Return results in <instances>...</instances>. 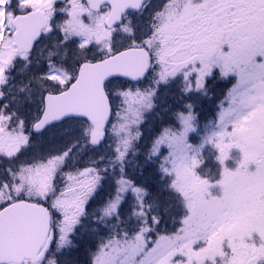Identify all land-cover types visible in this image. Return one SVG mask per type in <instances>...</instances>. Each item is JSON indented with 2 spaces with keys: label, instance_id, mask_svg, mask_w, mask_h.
I'll return each instance as SVG.
<instances>
[{
  "label": "snow or ice",
  "instance_id": "snow-or-ice-1",
  "mask_svg": "<svg viewBox=\"0 0 264 264\" xmlns=\"http://www.w3.org/2000/svg\"><path fill=\"white\" fill-rule=\"evenodd\" d=\"M148 2L48 0L46 7L36 9L26 6V0H0V15L4 16L0 21V163L9 162L0 168V214H5L0 216V235L6 241L12 226L22 228L40 217L45 222L33 248L17 249L11 259L0 257V264H49V257H55V264H74L69 251L57 255V249L71 243L102 176L93 167L62 172L71 149L43 159L28 157L32 133L50 126L74 133L80 138L76 143L82 140L81 146L91 151L111 148L113 135L125 134L114 148L121 168L108 177L111 199L101 216L107 227L89 234L93 241L99 238L90 264H207L206 259H197V250L203 247L200 240L189 245L183 235L190 214L188 202L195 206L205 229L213 233L226 228L238 209L264 212V48L232 59V53L225 57L219 50L211 55L203 47H181L183 41L178 37L165 44L160 29L167 14H178L203 0H167L143 29L132 16L142 15ZM225 3V15L231 17L225 26L238 30L240 22H233V13L243 15L249 5L243 0ZM257 7L264 10V0ZM22 18L23 25L13 23ZM81 26L93 32L98 29L99 34L80 31ZM34 60L38 67H30ZM17 69L30 72L28 83H16ZM217 72L222 77L238 74L243 89L223 111L220 130L207 141L214 154L206 159L201 149L192 147L196 117L190 110L178 112L179 128L165 130L143 165L126 172L123 165L132 141L140 136L139 131L132 136L129 129L141 123L156 94L130 82L147 80L153 73L158 83L181 77L182 91L195 95L216 86ZM33 92L39 97V112L30 119L32 105L28 102ZM233 109L246 110L243 120L240 115L229 119ZM117 117L119 122H114ZM165 147L167 154L162 151ZM231 149L243 153L235 179L248 189L235 203L230 184L223 188V201L214 198L221 173L233 176L227 172ZM213 166L219 168L215 179L201 174L204 167ZM176 201L183 203L186 215L174 233H163L161 226L166 225ZM108 217L114 221L104 219ZM221 251L224 255L217 264H231L229 254L239 264H264V225L245 227Z\"/></svg>",
  "mask_w": 264,
  "mask_h": 264
},
{
  "label": "rangeland",
  "instance_id": "rangeland-1",
  "mask_svg": "<svg viewBox=\"0 0 264 264\" xmlns=\"http://www.w3.org/2000/svg\"><path fill=\"white\" fill-rule=\"evenodd\" d=\"M7 0H4L6 3ZM246 5H249V12L244 13L243 15H239L233 13L236 16V20L239 21V29L230 31L226 26L225 22L227 19L231 17L226 16V3L225 0H203V2H198L196 4H190L189 6L185 7L183 11L178 14H173L169 12L167 16L164 18L162 22V26L160 29V35L163 36V42L167 44L169 41H172L174 37H178L183 43L180 45L181 47H188V48H205L206 51L214 55L217 50L224 53L225 57H228L229 53H232V59H237L241 54H245L250 50L262 47L264 48V25H261V15L264 13V10L259 9L257 5L261 2V0H243ZM167 3V0H152V3L146 8L144 17V22H141V28L147 29L148 23L151 20V17ZM48 4V0H26V6H31L36 9H42L46 7ZM221 5H224L222 7ZM247 16L248 18L245 19L244 17ZM4 19L3 15H0V21ZM157 19H160L159 17ZM80 31H88L93 35L99 34V30L97 29L95 32L91 29H85L81 26L79 29ZM227 49V51H225ZM200 57H195V59H199ZM38 65L34 64L30 67H36ZM28 72L20 71L17 69V73L14 76V80L18 85H21V79L23 75L27 74ZM157 73H153V77H150L148 82L142 86H136L141 91H152L157 90V86H166L165 83H158L154 77ZM234 76L233 74H229L225 78H229ZM234 86H228L229 88L223 92L222 97L217 98L216 93H212L210 91L201 92L198 94H185L183 92L184 97H189L191 95L197 96L199 98L207 97V103L214 102L211 112L209 113L210 119H208L203 124H198L195 122L196 126V133L195 138L192 139L190 137V143L194 149H201L206 155L205 158L207 159L208 156L214 154V150L211 147V144L207 141L217 133L220 128V117L225 109L231 107V102L233 99H238L240 95H242L243 85L240 84V78L238 74L234 76ZM174 83H178L179 86L182 87V78L177 77L175 80L170 81L171 86ZM177 87V84H175ZM224 87V85L217 86L216 89H219L218 92ZM115 103L117 105L120 104L119 97H115ZM39 101V97L33 92L32 99L29 100V104L32 105V110L30 112V119L35 117L32 115V112H36L38 110V105L36 103ZM168 105V104H167ZM188 107V105H185ZM245 109H240L237 111L233 109L234 115L230 117V120H236L237 116L240 115V119L243 120V113H245ZM214 113V115H213ZM160 112L156 113L154 117L150 119L151 123H156L159 119L163 120L161 116H159ZM213 115V116H212ZM197 120V119H196ZM119 122V118L117 117L116 121ZM171 125L176 128L177 125L175 122H171ZM139 126H132L129 131L132 136L136 135ZM30 130V128H29ZM125 134H121L120 137H116L113 135L112 138V147L111 148H103L102 150L99 149L92 154H88L86 157V166L79 165L78 168L85 167H93L100 170V174L102 176L100 184L103 182L108 185L106 180L103 179L105 175L104 172L105 168H98L97 166H102L107 161V152L110 149L111 153H115L114 148L117 146L116 142L123 138ZM32 137V136H31ZM80 138L77 137L74 133L70 131H64V128L57 129L54 131H50L39 135V137L35 138V141L32 140L31 147L28 149L26 155L28 157H36V158H46L49 155H54L56 152L60 153L66 149H72L71 155L75 151V148L78 146L76 143L77 140ZM137 140V139H135ZM67 147V148H66ZM64 148V149H62ZM62 149V150H61ZM167 149V148H166ZM61 150V151H60ZM168 150V149H167ZM59 151V152H58ZM169 151V150H168ZM231 158L227 161V172L232 173L233 176L229 177L224 172L221 173V177L219 180V187L216 191H214V198L219 201L224 200V191L223 188L226 184H230L233 188V195L235 203L240 198L247 195V187L235 179V170L239 167V163L243 158V153L240 152L238 149H231L230 150ZM113 159V157H112ZM69 160V159H68ZM72 161V160H71ZM27 163H32V159H27ZM9 162H2L0 163V168L7 165ZM117 163L113 164V168L111 171H108L110 175L115 174L119 171V169L115 170ZM214 164V161H213ZM71 165V164H69ZM65 162L63 168L61 169L62 172H75V169L72 167L70 168ZM15 166V165H13ZM223 167V165H222ZM218 167H204L201 170V174L208 177L209 179H215L218 176L219 168ZM254 166H249V171H252ZM59 180V177H58ZM115 183V181H114ZM98 190V189H97ZM96 190V192H97ZM115 189L113 190L114 193ZM96 195V194H95ZM93 203V200L90 199L88 201ZM87 203V205H88ZM86 205V207H87ZM178 208L175 209L176 213H180V209L185 210L183 203L176 204ZM187 207L190 210L189 217L184 225L185 231L183 235L188 238L189 245L192 241L199 239L200 242L203 244V247L197 250V259H206L207 264H217L224 253L221 251V248L227 249L228 244L230 242H234L235 238L239 235V233L247 226L251 225H264V212L260 211L259 209L252 208V209H243L237 210V214L233 217L230 224L227 225L226 228L218 229L216 233H213L211 229H205V227L201 224V220L198 218L199 214L195 208V206L188 202ZM87 212V211H86ZM183 212V211H182ZM186 215V214H185ZM172 218L173 214L171 213ZM84 219V218H82ZM182 220V219H181ZM179 225L175 227V229H168L170 230L168 234L174 233ZM102 221V220H100ZM88 223V222H87ZM85 220H82V226L87 224ZM89 224V223H88ZM172 224V221H171ZM100 230V229H98ZM95 230L94 232L98 231ZM82 235L78 241L80 246H78L77 250L68 249L66 251L70 252L72 255V259L75 262L77 256L81 255L75 264H87L86 258L90 264V258L85 255V253L93 247V240L89 238V234L91 233V229L89 225H85L81 229ZM207 240L206 243L204 241ZM99 243V238L94 241V244ZM65 245L62 248L57 249V254L62 253V251L66 248ZM229 258L231 264H239L238 258L231 256L229 254ZM49 264H55V257H49Z\"/></svg>",
  "mask_w": 264,
  "mask_h": 264
},
{
  "label": "trees",
  "instance_id": "trees-1",
  "mask_svg": "<svg viewBox=\"0 0 264 264\" xmlns=\"http://www.w3.org/2000/svg\"><path fill=\"white\" fill-rule=\"evenodd\" d=\"M137 16H132L133 20L135 23H137L140 27H141V23H140V18ZM38 67V66H36ZM21 71V70H20ZM30 75V72H28L27 74L23 75L22 77H20L21 79V83L22 84H26L28 83V76ZM217 83L216 86L213 87L210 92L212 93H216L217 98L222 97L223 92L228 89V86L233 87L234 86V81L235 78L234 76L231 75V77H229L228 79L225 77H222L219 75V72H217ZM149 78L147 80H144L140 83H135L132 85L136 86H142L145 85L148 82ZM22 84L20 86H22ZM167 84L166 86H160L158 85L156 88V94L153 97V107L151 109L145 110L143 112L142 115V120L141 123L138 125V131L140 132V136L137 140H133L132 141V148L129 149V154L128 157L123 165L124 170L126 172H135L137 166L143 165V161L145 159L148 158V153L150 152L151 148L153 147V144L155 142V140L167 129H172V130H177L179 128V123L176 119V113L178 112H183L185 114H187V112L190 110L192 112L193 115H195L196 117V122L198 124H203L204 122H206L208 119H210L209 113L212 110V107L214 102H210V104L207 103V97H202L199 98L197 96H189V97H184L183 96V91H182V87L179 86L178 83H174L173 86H171L170 82L169 83H165ZM175 84H177V87H175ZM224 85V87L218 92L219 89H216L217 86ZM33 88H35L36 86L33 84L32 85ZM23 95V94H21ZM39 104V101L36 103V105ZM168 104V105H167ZM185 105H190L191 108L189 109V107H185ZM32 110V108H31ZM39 112V108L36 112H32V115H34L35 117L38 115ZM159 113V116H161L162 118H164L163 120L159 119L158 122L156 123H151L150 119L152 117L155 116L156 113ZM214 115V113H213ZM212 115V116H213ZM34 118V117H33ZM171 122H175L177 127L174 128L171 125ZM62 126H54L51 127L49 130L46 131L50 132V131H54V130H59L61 129ZM34 135H32L31 137V142L32 140L35 141ZM83 144V141L80 140V143L78 144V146L75 148V151L73 152V154L71 155V152L69 154L70 158L69 160H67V164H71L69 165L70 168L72 167L71 170H73V168L78 169L79 165H85L86 166V159H87V155L88 154H92L97 150L91 151V150H86L84 147H82L81 145ZM67 148V147H66ZM64 149V148H62ZM61 149V150H62ZM60 150V151H61ZM72 150V149H71ZM99 150V149H98ZM102 150V149H101ZM28 151V150H27ZM109 152H107V161L102 165V166H97L98 168H105V171L102 172L105 175L103 176V179L106 180V182L108 183V177L110 176L108 171H111L113 168V164L117 163L115 166V170L121 168V164L115 159V154L110 152V149L108 150ZM162 151L167 154L168 150L165 148L162 149ZM59 152V151H58ZM58 154L57 152L54 154L56 155ZM113 157V159H112ZM72 160V161H71ZM13 165H15L16 162H12ZM84 166V167H85ZM218 169V168H217ZM112 184L114 185V181H112ZM114 190V187L112 189V191ZM93 203L89 202L87 207H86V216L84 217L85 222L87 224H84L83 226L81 225L78 229H77V233L74 234V238L72 239L71 243L69 245L66 246V248L62 251L65 252L68 249H73V250H77L78 246H80V243L78 241V239L82 236L85 235L84 233H82L81 229L85 226V225H89L90 229H91V233L94 232L95 230L101 229V228H106L107 225L103 222L100 221L101 220V216H102V212H103V208L106 206L107 203L110 202V196L108 195V185L105 183H101L96 195L92 198ZM175 203V207L172 211L173 217L170 216V218L167 220L166 225H162L161 226V231L163 233H168L170 230L168 229H175V227L177 225H179V221L184 217V213H186V211L184 212V210L180 209V213H176L175 209L178 208L176 206V204H180V201H176ZM182 211L184 213H182ZM105 220H109V221H114V218L112 217H108V218H104ZM172 221V224H171ZM99 225V227H98ZM99 231V230H98ZM93 247H91L90 249H88V251L85 253V255H87V257H89L91 259L92 254L96 251V244H94L93 241ZM81 255L77 256L75 262L77 261V259L80 257ZM74 262V264H75ZM86 263L89 264L88 259L86 258Z\"/></svg>",
  "mask_w": 264,
  "mask_h": 264
},
{
  "label": "water",
  "instance_id": "water-1",
  "mask_svg": "<svg viewBox=\"0 0 264 264\" xmlns=\"http://www.w3.org/2000/svg\"><path fill=\"white\" fill-rule=\"evenodd\" d=\"M24 19L22 18L20 21H14L13 23H18L23 25ZM28 21L33 20V17L26 18ZM136 55H143L141 53H137ZM124 79V78H120ZM136 82V81H132ZM17 207L25 208L30 207L27 205H19ZM5 214H0L3 216ZM45 226L44 218L40 217L36 223L26 222L25 226L22 228H17L12 226L8 230L7 240L3 235H0V257H5L8 259L13 258L17 249L24 248L29 249L33 248L35 245L37 234L42 235V230Z\"/></svg>",
  "mask_w": 264,
  "mask_h": 264
},
{
  "label": "bare ground",
  "instance_id": "bare-ground-1",
  "mask_svg": "<svg viewBox=\"0 0 264 264\" xmlns=\"http://www.w3.org/2000/svg\"><path fill=\"white\" fill-rule=\"evenodd\" d=\"M111 199V198H110Z\"/></svg>",
  "mask_w": 264,
  "mask_h": 264
}]
</instances>
